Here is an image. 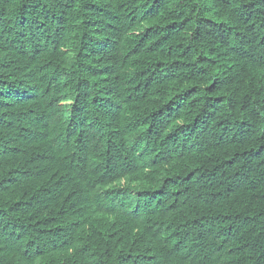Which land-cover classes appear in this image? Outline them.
<instances>
[{
	"label": "trees",
	"instance_id": "trees-1",
	"mask_svg": "<svg viewBox=\"0 0 264 264\" xmlns=\"http://www.w3.org/2000/svg\"><path fill=\"white\" fill-rule=\"evenodd\" d=\"M0 264H264V0H0Z\"/></svg>",
	"mask_w": 264,
	"mask_h": 264
}]
</instances>
